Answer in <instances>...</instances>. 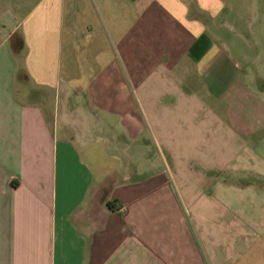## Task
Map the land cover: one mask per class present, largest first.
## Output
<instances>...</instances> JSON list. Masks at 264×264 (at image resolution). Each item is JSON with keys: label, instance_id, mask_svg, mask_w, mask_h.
Wrapping results in <instances>:
<instances>
[{"label": "crops", "instance_id": "0c3cea01", "mask_svg": "<svg viewBox=\"0 0 264 264\" xmlns=\"http://www.w3.org/2000/svg\"><path fill=\"white\" fill-rule=\"evenodd\" d=\"M0 264H264V0H0Z\"/></svg>", "mask_w": 264, "mask_h": 264}, {"label": "trees", "instance_id": "16d2710c", "mask_svg": "<svg viewBox=\"0 0 264 264\" xmlns=\"http://www.w3.org/2000/svg\"><path fill=\"white\" fill-rule=\"evenodd\" d=\"M111 206V204H109Z\"/></svg>", "mask_w": 264, "mask_h": 264}]
</instances>
